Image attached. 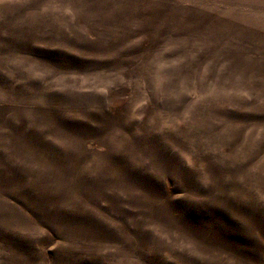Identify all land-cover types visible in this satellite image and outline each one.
I'll list each match as a JSON object with an SVG mask.
<instances>
[{
  "label": "rangeland",
  "instance_id": "1",
  "mask_svg": "<svg viewBox=\"0 0 264 264\" xmlns=\"http://www.w3.org/2000/svg\"><path fill=\"white\" fill-rule=\"evenodd\" d=\"M0 264H264V0H0Z\"/></svg>",
  "mask_w": 264,
  "mask_h": 264
}]
</instances>
